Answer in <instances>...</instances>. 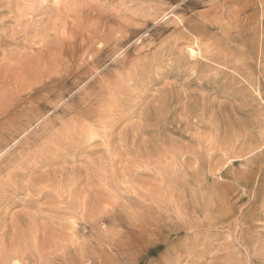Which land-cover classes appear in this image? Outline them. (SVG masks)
I'll return each instance as SVG.
<instances>
[{
    "label": "rangeland",
    "instance_id": "obj_1",
    "mask_svg": "<svg viewBox=\"0 0 264 264\" xmlns=\"http://www.w3.org/2000/svg\"><path fill=\"white\" fill-rule=\"evenodd\" d=\"M38 2L0 58L79 19L0 105V264H264V0Z\"/></svg>",
    "mask_w": 264,
    "mask_h": 264
},
{
    "label": "bare ground",
    "instance_id": "obj_2",
    "mask_svg": "<svg viewBox=\"0 0 264 264\" xmlns=\"http://www.w3.org/2000/svg\"><path fill=\"white\" fill-rule=\"evenodd\" d=\"M40 2V0H39ZM38 2V3H39ZM44 0H42L40 3L41 6L39 11H42L41 13L43 14H47L49 11L47 9V5H43ZM46 3V2H45ZM70 6V5H69ZM74 7V6H73ZM49 10L50 7L48 6ZM76 7H74V9H70V8H66L65 10L62 9H58V15L55 17L54 19V25L59 26L63 24L64 20L66 19H70L72 27L76 26V22L79 19L78 15L76 14ZM2 20L1 17V11H0V21ZM51 28L52 24L49 23L45 28L42 29V33H41V37L38 41H36L35 44H38L40 46L41 52L37 53V54H27V52H25V50L18 48V50L10 53V55H6L3 56L2 58H0V105L2 104H7L8 100L10 99V97H12L13 94L17 93V92H22V90H26L29 92H32V88L34 87V83L36 82V80L42 78L43 75L47 74L48 69V65H50L49 63H51L50 58L52 57L53 53L50 54V51L52 50V48L58 47L61 43V41H64V43L66 42V39L63 40L62 36L59 35L60 33H58V28L55 26ZM63 27V26H62ZM54 32V37L51 38L50 33ZM3 43V40L0 41V46ZM193 50H190V55H192ZM56 56H54L53 58L55 59ZM3 60V62L1 61ZM53 60V59H51ZM4 61H8V65H6L4 67V64H6V62L4 63ZM53 62H55L53 60ZM51 67V66H50ZM40 81V80H39ZM26 86H28L27 88H25ZM110 108V107H109ZM100 118V117H99ZM98 120V119H97ZM100 121V120H99ZM86 124V123H85ZM84 124V125H85ZM82 125V124H81ZM79 126V125H78ZM106 126V125H105ZM104 126V127H105ZM77 127V126H76ZM86 127H88V125H86ZM64 128V127H63ZM72 128V127H71ZM69 128V129H71ZM79 128V127H77ZM79 129H82L81 127ZM86 129V128H85ZM90 129V127H89ZM106 129V128H105ZM104 129V130H105ZM87 130V129H86ZM85 130V131H86ZM91 130V129H90ZM57 131V130H56ZM69 131V130H68ZM78 131V130H77ZM80 131V130H79ZM83 131V130H82ZM81 131V132H82ZM65 132V131H64ZM90 132V131H88ZM87 132V134H88ZM73 133V132H72ZM93 133V132H92ZM68 134V132H67ZM70 134V133H69ZM79 134V132H78ZM90 134V133H89ZM88 134V135H89ZM95 134V133H94ZM60 135V134H59ZM75 135V134H74ZM80 135V134H79ZM85 135V134H84ZM86 135L87 137H90ZM96 135V134H95ZM67 136V135H66ZM2 137V136H1ZM55 137V136H54ZM78 137V136H77ZM91 137L95 138L94 135H91ZM90 137V138H91ZM70 138V137H69ZM81 138V136H80ZM87 139V138H86ZM96 139V138H95ZM26 140V139H25ZM51 141V140H50ZM67 141V140H66ZM90 141V140H89ZM80 142V141H79ZM85 142V141H84ZM91 142V141H90ZM45 145V144H44ZM47 146V144H46ZM39 149V148H38ZM50 149V148H49ZM43 150V149H42ZM50 151V150H48ZM30 153V152H29ZM33 153V152H31ZM49 153V152H48ZM28 154V153H27ZM29 155V154H28ZM43 158V157H42ZM46 158V157H45ZM20 160V159H19ZM23 159H21L18 164L21 165L20 163L22 162ZM44 160V159H43ZM30 162V161H29ZM11 163V162H10ZM26 163V162H25ZM36 163V162H35ZM2 164V163H1ZM14 164V163H13ZM17 164V163H16ZM10 166V165H9ZM13 166V165H11ZM15 166V165H14ZM13 168V167H11ZM25 168V167H24ZM23 168V169H24ZM17 169V168H15ZM2 170V169H1ZM7 170V169H6ZM36 171V170H35ZM43 173V172H42ZM45 174L46 171L44 172ZM44 174V175H45ZM43 175V174H42ZM48 175V174H47ZM50 175V174H49ZM48 175V176H49ZM9 177H15V176H21L19 175L18 172H10L8 173ZM28 176V175H27ZM32 177V176H31ZM37 177V176H36ZM42 177V176H41ZM34 178V177H33ZM35 179V178H34ZM45 179V178H44ZM76 179V178H75ZM14 180V178H13ZM18 180V179H17ZM17 180H14L16 183ZM31 180V179H29ZM27 180V181H29ZM9 181V180H7ZM30 182V181H29ZM38 182V181H37ZM5 183V182H4ZM27 183V182H25ZM32 183V181H31ZM2 184V183H1ZM18 184V182H17ZM5 185V184H4ZM16 185V184H14ZM29 185V184H28ZM27 185V186H28ZM19 186V185H18ZM32 187V185H30ZM36 186V185H35ZM4 187V186H3ZM6 187V186H5ZM10 187V185H9ZM8 187V188H9ZM16 187V186H15ZM26 187V185H25ZM29 187V186H28ZM27 187V188H28ZM14 188V187H13ZM19 188V187H18ZM17 188V189H18ZM24 188V186H23ZM26 188V189H27ZM2 189V188H1ZM11 189V188H10ZM16 189V188H14ZM3 190V189H2ZM12 190V189H11ZM24 190V189H23ZM22 190V191H23ZM13 192V191H12ZM25 192V191H24ZM4 194V193H3ZM148 194V193H147ZM5 195V194H4ZM8 195V194H7ZM15 195V194H13ZM12 195V196H13ZM152 195V194H151ZM155 195V194H154ZM153 195V196H154ZM144 196V194L142 195V197ZM8 197V196H7ZM10 197V196H9ZM15 197V196H14ZM140 197V195L138 196ZM141 197V198H142ZM150 198V194L148 196ZM155 197V196H154ZM151 199L153 200V197H151ZM156 201V197L154 198ZM140 200V199H139ZM141 201V200H140ZM154 201V200H153ZM152 201V202H153ZM31 202V200H30ZM142 202V201H141ZM158 202V201H157ZM146 203V202H145ZM28 204H30L28 202ZM153 204H155V202H153ZM152 204V205H153ZM156 205V204H155ZM147 206V205H146ZM148 207V206H147ZM50 208V207H49ZM48 209V208H47ZM53 210V208H52ZM194 242V241H193ZM192 244V243H191ZM179 257V255H178ZM177 260V259H176ZM179 262V261H178Z\"/></svg>",
    "mask_w": 264,
    "mask_h": 264
}]
</instances>
